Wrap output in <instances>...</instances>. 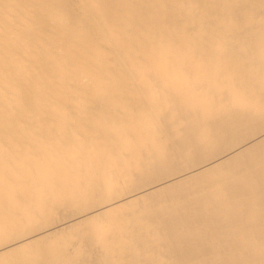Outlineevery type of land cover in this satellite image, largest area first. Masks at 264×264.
<instances>
[{
	"label": "bare ground",
	"instance_id": "bare-ground-1",
	"mask_svg": "<svg viewBox=\"0 0 264 264\" xmlns=\"http://www.w3.org/2000/svg\"><path fill=\"white\" fill-rule=\"evenodd\" d=\"M0 264H264V0H0Z\"/></svg>",
	"mask_w": 264,
	"mask_h": 264
}]
</instances>
